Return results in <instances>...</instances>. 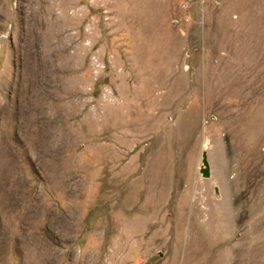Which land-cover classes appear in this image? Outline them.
Here are the masks:
<instances>
[{
	"label": "rangeland",
	"instance_id": "rangeland-1",
	"mask_svg": "<svg viewBox=\"0 0 264 264\" xmlns=\"http://www.w3.org/2000/svg\"><path fill=\"white\" fill-rule=\"evenodd\" d=\"M0 264H264V0H0Z\"/></svg>",
	"mask_w": 264,
	"mask_h": 264
},
{
	"label": "water",
	"instance_id": "water-1",
	"mask_svg": "<svg viewBox=\"0 0 264 264\" xmlns=\"http://www.w3.org/2000/svg\"><path fill=\"white\" fill-rule=\"evenodd\" d=\"M204 163H205V168H203L202 172L205 177H210V166L208 163V160L206 158V155L204 156Z\"/></svg>",
	"mask_w": 264,
	"mask_h": 264
}]
</instances>
